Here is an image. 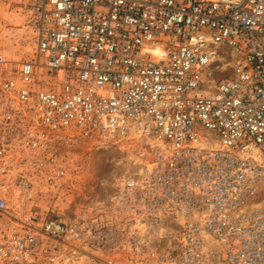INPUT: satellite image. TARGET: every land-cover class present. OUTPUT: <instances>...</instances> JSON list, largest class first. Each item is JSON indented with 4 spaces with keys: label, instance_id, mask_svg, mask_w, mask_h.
<instances>
[{
    "label": "built area",
    "instance_id": "built-area-1",
    "mask_svg": "<svg viewBox=\"0 0 264 264\" xmlns=\"http://www.w3.org/2000/svg\"><path fill=\"white\" fill-rule=\"evenodd\" d=\"M0 4L34 46L0 47V215L17 167L69 186L56 136L139 144L75 214L0 224V264H264V0Z\"/></svg>",
    "mask_w": 264,
    "mask_h": 264
},
{
    "label": "rangeland",
    "instance_id": "rangeland-1",
    "mask_svg": "<svg viewBox=\"0 0 264 264\" xmlns=\"http://www.w3.org/2000/svg\"><path fill=\"white\" fill-rule=\"evenodd\" d=\"M0 47L9 60L32 58L33 43L23 16L12 4H0ZM226 71L231 72L229 67ZM52 147L58 162L67 168L69 186L51 188L45 182H36L28 166L15 168L9 174L7 186L1 189L13 218L26 219L35 225L46 218L65 219L75 214L79 206L86 205L101 192V185L107 179L133 161L139 144L117 139L96 143L69 131L56 136ZM18 180L20 185H16ZM32 216L36 219L32 220ZM12 217L0 215V224H14Z\"/></svg>",
    "mask_w": 264,
    "mask_h": 264
},
{
    "label": "bare ground",
    "instance_id": "bare-ground-1",
    "mask_svg": "<svg viewBox=\"0 0 264 264\" xmlns=\"http://www.w3.org/2000/svg\"><path fill=\"white\" fill-rule=\"evenodd\" d=\"M229 62H232V60H231V59H229Z\"/></svg>",
    "mask_w": 264,
    "mask_h": 264
}]
</instances>
